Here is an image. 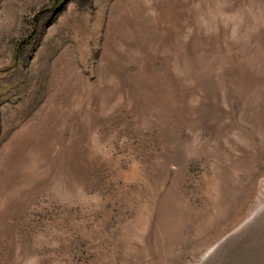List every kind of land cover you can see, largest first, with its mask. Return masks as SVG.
Instances as JSON below:
<instances>
[{
	"label": "rangeland",
	"instance_id": "374dc122",
	"mask_svg": "<svg viewBox=\"0 0 264 264\" xmlns=\"http://www.w3.org/2000/svg\"><path fill=\"white\" fill-rule=\"evenodd\" d=\"M263 224L264 0H0V264H200Z\"/></svg>",
	"mask_w": 264,
	"mask_h": 264
},
{
	"label": "water",
	"instance_id": "95a60500",
	"mask_svg": "<svg viewBox=\"0 0 264 264\" xmlns=\"http://www.w3.org/2000/svg\"><path fill=\"white\" fill-rule=\"evenodd\" d=\"M200 264H264V235L256 241L251 240L249 231L240 238L234 235L218 243Z\"/></svg>",
	"mask_w": 264,
	"mask_h": 264
}]
</instances>
